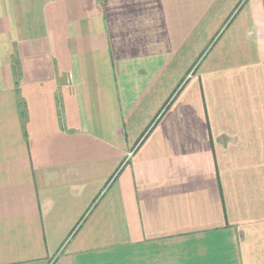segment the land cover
Returning <instances> with one entry per match:
<instances>
[{"label":"crops","instance_id":"0c3cea01","mask_svg":"<svg viewBox=\"0 0 264 264\" xmlns=\"http://www.w3.org/2000/svg\"><path fill=\"white\" fill-rule=\"evenodd\" d=\"M0 264H264V0H0Z\"/></svg>","mask_w":264,"mask_h":264}]
</instances>
